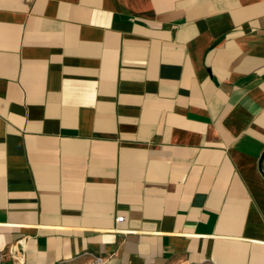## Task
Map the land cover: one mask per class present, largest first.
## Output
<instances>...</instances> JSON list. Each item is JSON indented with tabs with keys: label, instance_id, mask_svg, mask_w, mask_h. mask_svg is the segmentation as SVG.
Returning a JSON list of instances; mask_svg holds the SVG:
<instances>
[{
	"label": "crops",
	"instance_id": "1",
	"mask_svg": "<svg viewBox=\"0 0 264 264\" xmlns=\"http://www.w3.org/2000/svg\"><path fill=\"white\" fill-rule=\"evenodd\" d=\"M0 254L264 264V0H0Z\"/></svg>",
	"mask_w": 264,
	"mask_h": 264
},
{
	"label": "built area",
	"instance_id": "2",
	"mask_svg": "<svg viewBox=\"0 0 264 264\" xmlns=\"http://www.w3.org/2000/svg\"><path fill=\"white\" fill-rule=\"evenodd\" d=\"M116 221L118 223L123 222L124 221V217H119L116 219ZM4 255L0 254V263H2V261L4 260ZM94 264H102V260L100 258H96L94 261Z\"/></svg>",
	"mask_w": 264,
	"mask_h": 264
},
{
	"label": "rangeland",
	"instance_id": "3",
	"mask_svg": "<svg viewBox=\"0 0 264 264\" xmlns=\"http://www.w3.org/2000/svg\"><path fill=\"white\" fill-rule=\"evenodd\" d=\"M0 264H3V263H0Z\"/></svg>",
	"mask_w": 264,
	"mask_h": 264
}]
</instances>
